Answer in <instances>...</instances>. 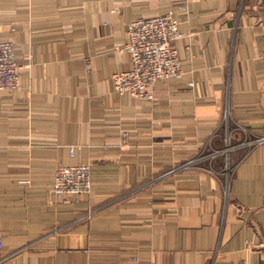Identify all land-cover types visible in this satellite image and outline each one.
Instances as JSON below:
<instances>
[{
  "label": "crops",
  "instance_id": "0c3cea01",
  "mask_svg": "<svg viewBox=\"0 0 264 264\" xmlns=\"http://www.w3.org/2000/svg\"><path fill=\"white\" fill-rule=\"evenodd\" d=\"M168 10L184 76L115 91L128 23ZM0 41V264H264V0H0Z\"/></svg>",
  "mask_w": 264,
  "mask_h": 264
},
{
  "label": "built area",
  "instance_id": "2783aa9c",
  "mask_svg": "<svg viewBox=\"0 0 264 264\" xmlns=\"http://www.w3.org/2000/svg\"><path fill=\"white\" fill-rule=\"evenodd\" d=\"M196 34V30L187 33L190 36ZM183 37L184 33L179 29L178 20L170 10L157 11L150 17L131 20L127 26V41L122 46V50L129 56L130 66L111 76L114 90L136 96L147 89V93L152 97V89H148L156 82L183 77L185 70L174 45V42ZM185 48L190 47L186 45ZM13 49V43L0 41V66L4 67V70H0V92L2 89L14 87L2 86L5 75H8V67L14 68L13 81L18 84L17 75L22 67L14 61ZM8 60L11 64H8ZM260 140L263 141L264 137ZM70 155L73 156V149L70 150ZM90 188V168L81 162L69 166L62 165L55 171L51 182V192L58 199L81 192L87 193ZM2 242L3 236L0 233V250Z\"/></svg>",
  "mask_w": 264,
  "mask_h": 264
},
{
  "label": "rangeland",
  "instance_id": "374dc122",
  "mask_svg": "<svg viewBox=\"0 0 264 264\" xmlns=\"http://www.w3.org/2000/svg\"><path fill=\"white\" fill-rule=\"evenodd\" d=\"M14 50V49H13ZM16 64L17 65H20V64H18L17 62H16ZM21 66V65H20ZM22 67V66H21ZM22 69V68H21ZM20 72H21V70H20ZM19 79H20V73L17 75V80H18V82H19ZM15 83H16V81H14ZM157 83V82H156ZM12 86V85H11ZM153 87L154 86H152L150 89H148V91H150L151 89H153ZM2 91V90H1ZM1 93V92H0ZM125 94H127V92L125 93ZM141 96H143V97H141ZM136 97H138L139 99H142V98H151V96L149 95V93H147V89H144L143 90V93L142 94H137L136 95ZM211 147H212V145H211ZM210 151V152H209ZM212 151H215L214 150V148H212V150L210 149V148H208L207 150H206V152H209L208 154H210V153H212ZM212 162V159H210V160H207V158H206V161H205V163H208V164H210ZM62 165H57V167L55 168V170H54V173H55V171L58 169V168H60ZM54 173H53V176H52V179H51V182H53V179H54ZM83 192H81L80 194H82ZM3 254V253H2ZM5 257H3V256H1L0 255V263L3 261V259H4Z\"/></svg>",
  "mask_w": 264,
  "mask_h": 264
},
{
  "label": "bare ground",
  "instance_id": "6f19581e",
  "mask_svg": "<svg viewBox=\"0 0 264 264\" xmlns=\"http://www.w3.org/2000/svg\"><path fill=\"white\" fill-rule=\"evenodd\" d=\"M13 59L14 61L16 62L15 58H14V51H13ZM8 64H11L10 61L8 60L7 61ZM10 66V65H9ZM6 68V67H5ZM0 70H4V67H1L0 66ZM21 70V68H20ZM14 68L12 67H8V75H5V80H4V84H2V86H7V85H12L14 87H9V88H5V89H2L1 92H4V91H7V90H14L16 89L18 86H19V82L18 84L16 85V83L13 81V77H14ZM20 73V72H19Z\"/></svg>",
  "mask_w": 264,
  "mask_h": 264
},
{
  "label": "trees",
  "instance_id": "16d2710c",
  "mask_svg": "<svg viewBox=\"0 0 264 264\" xmlns=\"http://www.w3.org/2000/svg\"><path fill=\"white\" fill-rule=\"evenodd\" d=\"M222 135H223V132L218 136L220 142H221V139H222ZM262 137H263V136H262ZM262 137H261V138H262ZM261 138H259V141H258V142L262 141V140H260ZM263 141H264V140H263ZM220 142L216 140V144L214 145V147H216L217 145H220ZM219 157H220L221 159H223V156H219ZM208 160H210V159H208ZM205 166H210V168H214V167H215L213 161H212L210 164L205 163Z\"/></svg>",
  "mask_w": 264,
  "mask_h": 264
}]
</instances>
